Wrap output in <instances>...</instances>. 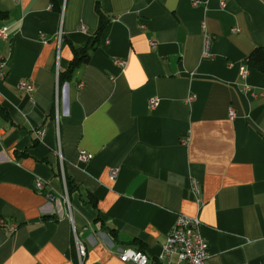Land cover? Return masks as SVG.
Listing matches in <instances>:
<instances>
[{
    "label": "crops",
    "instance_id": "0c3cea01",
    "mask_svg": "<svg viewBox=\"0 0 264 264\" xmlns=\"http://www.w3.org/2000/svg\"><path fill=\"white\" fill-rule=\"evenodd\" d=\"M0 11V264H79L75 238L83 264H126L127 247L153 264L179 215L200 219L209 264H264V73L247 61L264 48V0H0ZM99 11L97 49L61 85Z\"/></svg>",
    "mask_w": 264,
    "mask_h": 264
},
{
    "label": "built area",
    "instance_id": "2783aa9c",
    "mask_svg": "<svg viewBox=\"0 0 264 264\" xmlns=\"http://www.w3.org/2000/svg\"><path fill=\"white\" fill-rule=\"evenodd\" d=\"M195 5L198 3L195 2ZM84 27L81 26V29ZM237 31V30H235ZM0 38L3 40H8V28L0 29ZM59 42L62 40V34L59 35ZM209 43V42H208ZM154 45V44H153ZM154 47V46H153ZM207 51V49H206ZM116 64L123 67L126 62L117 60ZM7 62L3 57H0V80H4L7 75ZM242 74L245 76L247 71L243 69ZM21 90L31 94L35 90V85L31 82H22L19 84ZM194 96L189 98L193 100ZM158 105V100L152 98L150 100V107L154 108ZM234 110L229 111V118L234 119ZM46 134L45 129H40L36 132V138L38 142L44 140ZM91 156L86 152L81 153L82 161H89ZM117 177V171L111 172V179L114 180ZM35 187L38 191L42 192L44 190V182L37 179L35 182ZM190 189L194 200L201 208L204 204L202 194H201V183L197 179H192L190 184ZM49 200H53L54 196L49 194L47 196ZM68 201V200H67ZM0 225L4 226L5 222L0 220ZM201 221L199 218H192L186 215H179L176 222L168 235L167 241L163 247L161 256L153 264H209V246L206 240L200 233ZM17 229V224L10 223L7 230L10 234L14 233ZM76 239V250L78 256V263L83 264L84 259L87 255L86 247ZM119 259L123 263L131 264H148L150 261L149 256L140 250L127 247L122 249L119 254Z\"/></svg>",
    "mask_w": 264,
    "mask_h": 264
},
{
    "label": "trees",
    "instance_id": "16d2710c",
    "mask_svg": "<svg viewBox=\"0 0 264 264\" xmlns=\"http://www.w3.org/2000/svg\"><path fill=\"white\" fill-rule=\"evenodd\" d=\"M4 17H6L5 12L0 11V18H4ZM99 19H100V24L96 35L92 37L84 47L78 49L73 48L74 56L70 62L68 70L59 75V80L61 85L70 81L72 79L75 70L78 69L80 66L88 63L91 59L93 52L97 49L99 43V36L109 20L105 16V14L101 11H99ZM247 61L253 67L264 73V48H256L249 55ZM67 185L69 188L70 183L67 182Z\"/></svg>",
    "mask_w": 264,
    "mask_h": 264
}]
</instances>
